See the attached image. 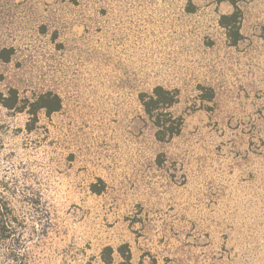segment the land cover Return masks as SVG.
Masks as SVG:
<instances>
[{"label": "rangeland", "instance_id": "374dc122", "mask_svg": "<svg viewBox=\"0 0 264 264\" xmlns=\"http://www.w3.org/2000/svg\"><path fill=\"white\" fill-rule=\"evenodd\" d=\"M238 6L230 46V0H0V91L61 98L30 132L0 105V181L44 213L25 264H264V0ZM157 85L183 117L166 142L138 99Z\"/></svg>", "mask_w": 264, "mask_h": 264}, {"label": "trees", "instance_id": "16d2710c", "mask_svg": "<svg viewBox=\"0 0 264 264\" xmlns=\"http://www.w3.org/2000/svg\"><path fill=\"white\" fill-rule=\"evenodd\" d=\"M239 1L244 0H230L233 6L232 11L221 14L218 17V24L224 28L230 46H236L242 40ZM188 11L192 12L193 8L188 9ZM13 52L12 47L0 48V60L8 61ZM207 97L210 98L211 95ZM138 99L144 114L152 124L154 138L157 141L166 142L179 134L183 117L174 115L169 110L177 102V90L157 85L150 92L140 93ZM0 105L14 112H25L28 115L25 130L30 132L38 122L39 113L43 112L48 117L61 109V98L56 92L51 90L40 92L30 98L20 97L15 88H10L6 93L0 91ZM102 190L103 187H98L96 183L90 185L92 193L99 194ZM36 196L37 193L26 186L10 187L7 181H0V264H5L3 260L16 264H25L24 259L20 257L22 253L18 250L25 247V235L29 221H35V223L44 222V213ZM13 197H16L19 206H16L11 200ZM22 208H24V215L20 216L18 209ZM116 250L120 256L126 260L129 259L127 244L119 245ZM104 251L107 252L102 253V260L105 263H110L112 259L111 247L106 246Z\"/></svg>", "mask_w": 264, "mask_h": 264}, {"label": "crops", "instance_id": "0c3cea01", "mask_svg": "<svg viewBox=\"0 0 264 264\" xmlns=\"http://www.w3.org/2000/svg\"><path fill=\"white\" fill-rule=\"evenodd\" d=\"M230 13V12H229Z\"/></svg>", "mask_w": 264, "mask_h": 264}]
</instances>
